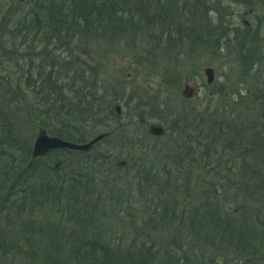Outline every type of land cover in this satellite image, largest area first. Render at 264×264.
<instances>
[{
    "label": "trees",
    "instance_id": "obj_1",
    "mask_svg": "<svg viewBox=\"0 0 264 264\" xmlns=\"http://www.w3.org/2000/svg\"><path fill=\"white\" fill-rule=\"evenodd\" d=\"M175 1L0 0V264H264V0L234 1L251 20L229 31L211 25L218 0ZM153 23L182 62L176 71L192 66L193 52H228L262 88L261 104L201 127L199 112L157 101L137 105L136 124L116 116L124 95L93 77L92 48L144 45ZM155 119L162 138L147 134ZM34 127L80 144L108 133L110 152L59 150L30 163ZM229 160L233 183L221 178ZM136 190L157 205L126 200Z\"/></svg>",
    "mask_w": 264,
    "mask_h": 264
},
{
    "label": "rangeland",
    "instance_id": "obj_2",
    "mask_svg": "<svg viewBox=\"0 0 264 264\" xmlns=\"http://www.w3.org/2000/svg\"><path fill=\"white\" fill-rule=\"evenodd\" d=\"M218 1L219 5L217 7H220L218 10L220 13V17L218 16L219 22L215 21L217 14L214 12V8L210 6V12L212 11V13H209V16L212 18V26H223V29L229 31L230 29H234L237 25L242 27V21L249 22L251 20V15H247V13H250L251 10L244 8L240 4L237 5L234 3V1L239 0ZM175 2L176 4L179 3V6L186 4L185 2H187V4L189 3L188 0ZM199 6L201 8L204 7L202 3ZM200 13L202 14V12ZM185 15L187 16V11L185 12ZM224 20H228V22L225 23ZM147 29L150 32L149 36L153 38L151 39L150 37H146L144 45L137 46V44L134 45L131 41L128 43L127 40L125 42L124 40L117 38L112 40L111 43L106 42L96 45L91 51L93 55V62H97V66H101L94 68L95 64L91 63L92 68H90V70H94L96 72L98 71L101 74L95 75L93 73V77L103 80L107 84L109 91L113 90V92H120V94L124 95L123 101L120 104H117L120 107V110L124 113V119L127 120V117L131 115V123L136 124L137 116H141V112L136 109L137 105L140 104V106H142L143 104H149L150 101H157L159 102L158 104H162V107L168 106L171 110L175 107V110L199 112V116L202 117L204 121L203 123L200 122L199 125L201 127L204 124L208 126L215 119H217V123L222 121V118L225 115H231V113H229L230 108H235L241 110L242 113H245L244 110L247 109L245 105L257 103L254 106L248 107L251 109L252 107H258V105L261 104L255 98L262 94V88L260 87L261 89H257L255 88L256 86L248 83L249 78H247L244 71L241 70L243 68L235 64L232 57L227 56L228 52L220 51L219 54L211 52L210 54L212 55L206 56H202L199 52H193L192 60L189 61L192 66H189V68L187 66L186 68H178L179 71H176L173 67L179 66L182 62L175 65L176 60L171 59L175 53H169V46H165V44H163V38H159L160 26L157 28L156 23H153L152 25L148 24ZM166 31L167 30L162 29L161 33L164 34ZM218 36H220V34H217L215 37ZM229 39L232 40L233 38L230 36ZM136 41L139 44L142 42V40L138 39H136ZM223 42L224 41L221 40L219 44L223 45ZM161 44L163 45L161 46ZM230 48L231 46H229L228 49ZM183 49L185 52L190 50V48ZM137 53L142 55L148 53L152 57L151 60L153 64L143 62L142 59L144 56L139 58V54L137 55ZM223 54L226 56H223ZM206 67L213 69L214 83L212 85H206V80L203 74V70ZM165 73H174L175 84L173 86H166L165 82L169 79V76H166ZM252 76L253 75H251V77ZM185 83H190L192 86L195 85L199 89L197 99H183L181 91ZM213 91L214 93H212ZM126 100H129L130 103L127 106H124L123 103ZM115 106L116 105H113L112 112H114ZM204 110L205 115L203 114ZM217 115L221 116V120L216 118ZM206 117L210 122L209 124L207 120H205ZM129 120L130 119H128V121ZM154 122H157V119H155V121H151V123ZM124 123H126V121H122L121 125ZM210 125L214 124L211 123ZM220 126H222V124ZM35 128L36 127H34V129ZM135 130H137V125ZM198 130L202 131V129ZM139 133H142V131ZM160 142L161 141H158L159 144L154 142L157 144V148L165 146L164 143ZM109 150L110 147L107 146V143L101 142L94 149L93 155L100 152L106 154L110 152ZM237 163V161L234 163V160H229L227 163L225 162L224 167L221 170V178H231L230 181L233 183L234 180L232 179H236ZM143 188L141 186V189ZM131 189L132 191L135 190L133 187ZM153 189L154 192L157 193L156 188ZM139 192L141 191H137L136 193L134 192L135 195L129 193V196H125V198L130 201L138 199L139 201H137L134 205H141L142 207L144 205L143 199H147L148 194L144 195ZM154 195V193L149 194L151 198H153ZM140 199H142V201ZM147 200H151L152 203H150V205H157V199L154 198L153 200ZM139 211L142 213V208H139L138 212ZM137 217L139 218V214ZM135 221L136 223L132 226H137L139 228L138 232H141L143 229L142 223H144V221H140V219H135ZM124 224V227H131L129 220H127V223ZM144 231H147V229L144 228ZM139 234L141 235V233ZM108 236L110 238L113 236L110 231ZM19 246L27 248L23 243H20Z\"/></svg>",
    "mask_w": 264,
    "mask_h": 264
},
{
    "label": "water",
    "instance_id": "obj_3",
    "mask_svg": "<svg viewBox=\"0 0 264 264\" xmlns=\"http://www.w3.org/2000/svg\"><path fill=\"white\" fill-rule=\"evenodd\" d=\"M203 73L206 80V84L212 85V83L214 82L213 70L211 68H205ZM181 95L185 99L197 98V92L193 88H191L188 84L183 85ZM114 112L116 115H120L121 113L120 107L115 106ZM148 133L151 136L161 137L164 135L165 131L160 125L152 124L148 126ZM106 136L107 134H99L88 143L77 144V143L64 141L57 137L49 136L44 130L40 129L32 144L31 162L38 158L44 157L47 153L51 151H56V150L88 152L94 145H96Z\"/></svg>",
    "mask_w": 264,
    "mask_h": 264
}]
</instances>
